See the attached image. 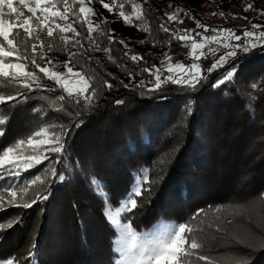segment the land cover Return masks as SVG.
Returning <instances> with one entry per match:
<instances>
[{
  "label": "trees",
  "instance_id": "1",
  "mask_svg": "<svg viewBox=\"0 0 264 264\" xmlns=\"http://www.w3.org/2000/svg\"><path fill=\"white\" fill-rule=\"evenodd\" d=\"M250 1L253 7H260L257 0ZM177 9L210 29L218 25L201 16L193 0H148L144 5L148 22L140 27L146 28L150 23L151 33L126 26L119 17L108 18L110 23L105 28L115 29V39L127 44V48L120 43L111 45L114 62L103 51H91L85 41L92 63L81 59L84 70L114 87L103 91L94 109L83 111L79 127L50 110L59 106L53 101L63 93L46 79L41 82L47 90L35 91L31 99L18 107L0 109L10 116L5 134L0 136V149L36 130L38 124L45 123V114L48 121L71 127L68 154L65 162L57 165L68 175L66 182L51 183L49 161L12 181L21 184L37 175L48 176L49 183L40 190L50 195L31 208L5 204L0 210V222L21 219L9 230L0 231V259L26 254L27 246L34 242L33 264H114L117 256L111 242L117 234L105 218L104 202L95 194L90 181L94 177L103 181L110 202L119 207L118 201L129 192L133 177L141 169H148L149 179L156 183L138 199L140 207L127 216L137 230H148L161 218L187 221L197 209H205V223H213L211 231L215 234L216 224L220 223L230 234V242L221 239L208 255L221 264H229L233 256L247 258L248 264H264V200L260 198L264 194V80L260 79L264 77V43L247 53L239 51L210 75L207 69L212 61L202 60L206 79L194 91L168 82L158 92H147L145 88L152 87L155 81L143 69L156 66L164 79L168 75L163 71L166 57L177 62L193 61L189 56L191 42L185 44L172 36L183 34L185 29L195 30L192 36L206 33L183 14L176 22H167L165 14ZM180 19L183 23L178 22ZM117 22L133 34L120 33L114 27ZM162 22L173 30L171 35L160 30ZM255 23L264 26V19L250 10L228 15V27L236 33H243ZM101 46H108L106 39ZM131 55L143 59L132 62ZM48 56L68 59L67 53L58 51ZM231 68L238 69L234 79L213 87ZM141 81L145 88L136 87ZM253 82H257L256 90L251 87ZM250 95L256 99L251 100ZM118 99L124 103L117 105ZM189 101L194 108L191 115L185 112ZM34 108L42 111L36 113ZM229 204L247 207L240 215H233L231 209L217 214L208 208ZM215 215L221 220L215 221ZM53 227L58 230L52 237L49 232ZM234 237L245 238L247 245L235 243Z\"/></svg>",
  "mask_w": 264,
  "mask_h": 264
},
{
  "label": "snow or ice",
  "instance_id": "2",
  "mask_svg": "<svg viewBox=\"0 0 264 264\" xmlns=\"http://www.w3.org/2000/svg\"><path fill=\"white\" fill-rule=\"evenodd\" d=\"M147 2L148 0H139V2L135 0H107V2L105 0H0V109L18 107L31 99L35 91L47 90L41 82L42 79H46L58 85L63 93L53 101L54 105L59 106L50 110L61 113L72 121V126L79 127L83 123V111L94 109L103 91L114 87L107 80H100L98 75L84 70L85 65L80 63L81 59L89 65L92 63V57L86 54L85 41L90 45L91 51H103L113 62L111 45L120 43L127 48L124 40L115 39V29L105 28V25L110 23L108 18L91 5L99 3L109 13L117 14L126 26H135L138 30L151 33L150 23L146 28L140 27L141 24L148 22V13L144 10ZM17 4L31 15H26L16 6ZM129 7L130 11L127 10ZM252 7L253 5L249 4L245 10ZM180 14L192 19L204 32L215 33L211 36L195 33L201 37V42H197L190 35L195 32L193 29H185L183 34L172 36V39L185 44L191 42V56L194 60L198 61L204 55L201 52L198 56L197 50L207 48L209 52L216 51L210 46L211 42L220 43L222 40L231 39L237 42L243 41V43L225 44V47H231L232 50L211 64L207 69L209 75L222 68L229 59L236 57L237 50L247 53L251 48L264 43V31L257 34L255 31L244 30L241 36L232 29H210L207 25L195 21V17L183 13L182 9L166 13L167 22H176ZM220 15L225 14L221 12ZM178 22L183 23V20L180 19ZM251 27L257 29L264 26L254 24ZM159 28L169 35L173 32L163 22ZM225 33L227 36L224 35ZM105 39L108 46L102 47ZM145 42L140 41V43ZM53 51L67 53L68 59L60 65L65 71L58 70V66L48 56V53ZM166 58L169 64L163 71L168 75L164 79L161 76L162 70L152 66L143 71L154 77L153 86L145 88L144 82L141 81L136 87L145 88L147 92H158L165 83L170 82L194 91L206 79L201 74L199 63L193 62L186 66L183 62H179L173 65L170 62L171 57ZM129 59L138 62L143 57L131 55ZM73 61L76 62L75 65ZM237 71V68L226 71L213 87L218 88L231 82ZM129 78L135 79L131 73ZM260 79L264 80V77ZM124 87L127 88L129 85L125 84ZM251 87L256 90L257 82H253ZM24 89L28 91L25 92ZM249 98L253 101L256 99L251 95ZM115 103L120 105L124 101L118 99ZM33 111L40 113L42 109L34 108ZM193 111V102L189 101L185 112L191 115ZM73 116L76 120H73ZM9 120L10 116L0 111V136L5 134ZM70 132L71 127L59 121H48L45 114V123L38 124L36 130L26 132L12 144L0 149V210L4 209L5 204L8 207L27 209L49 198L50 193L46 194L40 190L49 183L48 176L42 178L37 175L29 181H22L21 184L12 182L19 179L23 172L45 161L50 162L47 171L50 172L51 183H64L68 180V175L57 165L65 162ZM148 172V169H141L133 177L129 192L118 201L119 207L110 202V196L104 192L106 185L103 181L95 177L90 181L95 194L104 202L105 218L117 234L111 242L112 250L117 256L114 264H221L207 253L221 239L226 243L230 242L228 240L230 234L221 227L220 223L216 224L214 234L211 231L213 223L211 221L205 223L208 218L205 209H197L187 221L183 222L161 218L148 230H137L133 221L127 219L133 210L140 207L138 199L143 197L145 191L150 192L151 185L156 183L155 180L149 179ZM260 198L264 200V194H261ZM246 207L238 204L208 206L217 214L225 209H231L233 215L242 214ZM214 220L220 221L221 217L215 215ZM232 222L224 221L229 224ZM19 223H21L20 218H10L7 223L0 222V231H7ZM233 239L237 244L247 245L243 237ZM261 243L264 244V241ZM35 260L36 245L33 242L27 246L26 254H14L0 259V264H33ZM229 264H248V261L245 257L233 256Z\"/></svg>",
  "mask_w": 264,
  "mask_h": 264
},
{
  "label": "rangeland",
  "instance_id": "3",
  "mask_svg": "<svg viewBox=\"0 0 264 264\" xmlns=\"http://www.w3.org/2000/svg\"><path fill=\"white\" fill-rule=\"evenodd\" d=\"M257 1L260 4V7H258V8L252 7L249 10L252 13H254V15L256 17L264 19V0H257ZM105 2H107V1L105 0ZM249 4L253 5L250 0H239L238 2L235 0H193V5L196 7V9L201 14V16L217 22L218 25L215 26L213 29H232V28H229L228 24H227L228 23V15L230 13H234V14L242 13V11L245 10L246 6ZM16 6L18 8H21V10L24 11L26 15H31L30 13H27L26 9H23L22 6H20L19 4H17ZM91 6L94 7L95 9L99 10L103 14L104 17H107V18H113V17L117 18L118 17L117 14L109 13L107 10L103 9L99 3H93ZM245 11H248V10H245ZM221 12H223L225 15L221 16L220 15ZM213 13H216V14L213 15ZM255 24L260 25V23H255ZM114 27L120 33H122L124 35L131 36L133 34L131 30L127 29L120 22H117ZM232 30H234V29H232ZM246 30L255 31L258 34L260 31H264V28L261 27V28L253 29L252 27H249ZM214 34L215 33L209 31V32L203 33L202 35L211 36ZM236 34L242 36L243 33H241V34L236 33ZM224 35L227 36L226 33ZM193 37L197 42H201V37L199 35H194ZM253 42H255V41H253ZM235 43H243V41L237 42L234 39H231V40H222V41H220V43L211 42L210 46L212 48H215L216 51L215 52H209L207 48L197 50L198 56L200 55L201 52L204 53V55L198 61L194 60L192 58L191 49H190L189 56L193 60L192 62H184V61H178L177 62V61H174L173 59H171L170 62L173 65H175L176 63H179V62H183L186 66L190 65L193 62L199 63L201 65V74L204 75L202 60L209 59L212 61V63L215 62L216 60H218L220 58V56H223L227 52L232 50L231 47H225L224 46L225 44H235ZM237 52H239V50H237ZM50 58L58 66V70L65 71V69L62 66H60L62 64V62L65 61V59L57 58L55 56H50ZM168 64H169V61L167 60V62L165 63L166 68H167ZM42 66H44V65H42ZM57 230L58 229L56 227H53L52 230L49 232L52 237L55 234H57Z\"/></svg>",
  "mask_w": 264,
  "mask_h": 264
}]
</instances>
